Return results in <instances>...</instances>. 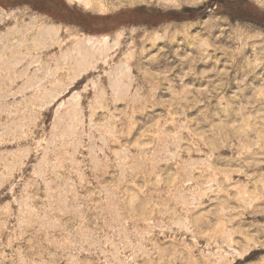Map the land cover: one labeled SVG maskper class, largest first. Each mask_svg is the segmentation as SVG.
<instances>
[{
	"label": "rangeland",
	"instance_id": "rangeland-1",
	"mask_svg": "<svg viewBox=\"0 0 264 264\" xmlns=\"http://www.w3.org/2000/svg\"><path fill=\"white\" fill-rule=\"evenodd\" d=\"M0 264H264V0H0Z\"/></svg>",
	"mask_w": 264,
	"mask_h": 264
}]
</instances>
